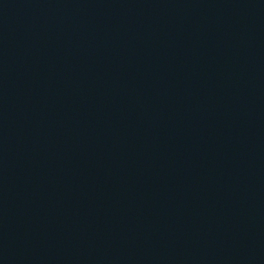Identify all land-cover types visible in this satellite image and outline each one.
<instances>
[{
  "label": "water",
  "instance_id": "water-1",
  "mask_svg": "<svg viewBox=\"0 0 264 264\" xmlns=\"http://www.w3.org/2000/svg\"><path fill=\"white\" fill-rule=\"evenodd\" d=\"M0 264H264V0H0Z\"/></svg>",
  "mask_w": 264,
  "mask_h": 264
}]
</instances>
